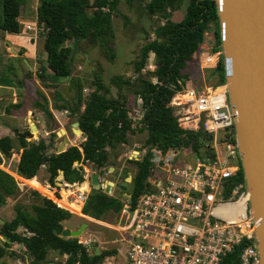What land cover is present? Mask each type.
<instances>
[{
  "label": "trees",
  "instance_id": "trees-1",
  "mask_svg": "<svg viewBox=\"0 0 264 264\" xmlns=\"http://www.w3.org/2000/svg\"><path fill=\"white\" fill-rule=\"evenodd\" d=\"M0 1L2 8L0 30L19 34L20 24L17 19L20 16L23 0ZM182 2L183 0H153L146 11L148 15L155 16L158 13H166L168 10H178ZM117 3L118 0H39L36 21L46 30L44 38L46 69L51 72L52 81L71 77L68 63L70 50L65 46L69 40L92 39L103 51L108 52V54L105 53L110 59H113L111 44L114 29L111 18ZM87 10H92L90 15ZM211 23L215 38L213 52L217 53L220 51V37L217 9L213 0H187L181 21L174 22L167 19L154 29L153 39L139 49L138 58L134 64V73L140 75L148 54L151 53L154 56L155 68L151 76L155 81L140 78L133 90L141 100V117L136 121L129 114L123 93L124 88H131L134 83L122 76L111 78V85L116 89V95L111 96V87L102 82L97 75L82 111L81 88L77 91L72 109L66 104L54 105V109L64 111L68 116L76 118L78 129L85 134L86 138L77 147L71 146L59 154H47L52 145L53 133H50L47 139L38 138L29 142L25 141L24 134H20V144L24 151L17 165L19 175L25 179H31L37 174L39 167L45 165L49 173L47 180L49 185H55V178L59 172L62 173L64 182L80 183L82 171L74 167V163L89 161L99 169L107 161V150H115L118 145L127 143V135L136 132L146 131L144 140L146 147L155 146L166 151L191 144L192 149L198 151L200 133L181 130L168 104L173 94L181 88L179 84V82L182 83L181 70L198 51L203 35L208 31ZM211 75L217 79V83L220 82L216 86L224 84L222 56L213 65ZM44 78L43 74L39 76L40 80ZM70 80L77 82V79ZM33 104L49 121L52 120L45 97L42 96L41 102L35 101ZM10 149V139L1 138L0 152L9 156ZM134 163L136 173L131 182V203H134L144 191L150 166L149 155H143L140 161ZM242 177L240 171V178ZM30 181L29 183H34L36 188L43 189L35 179ZM11 189H14L12 177L0 170V207L4 205L5 196L11 192ZM32 194L40 197L36 192ZM40 198L41 204L32 207L33 214L16 206L13 219L0 225V235L5 236L11 243L22 245L30 257L28 264L51 263L47 261L49 251L66 255L65 264H72L74 261H79L81 264H94L104 256L115 253L114 250L103 251L99 255L89 256L76 238L60 237L63 230L62 222L68 220L70 214L49 199ZM58 204L68 207L64 205L63 200H59ZM121 207L122 204L118 198L92 190L86 198L81 213L99 220L108 212L118 215ZM19 228L23 230V234L17 232ZM7 254L14 255L9 251V244L4 242L0 245V259Z\"/></svg>",
  "mask_w": 264,
  "mask_h": 264
},
{
  "label": "built area",
  "instance_id": "built-area-1",
  "mask_svg": "<svg viewBox=\"0 0 264 264\" xmlns=\"http://www.w3.org/2000/svg\"><path fill=\"white\" fill-rule=\"evenodd\" d=\"M215 54L203 59L206 65L217 62L220 53ZM168 107L181 130L200 133L199 149L191 144L149 149L148 187L134 203L124 201L114 225L125 235L120 239L126 247L123 260L116 262L112 254L94 264H260L225 85L201 91L185 84ZM184 150L196 154L198 162L185 164ZM82 168L88 181L89 172ZM65 188L82 209L88 187ZM78 243L87 252L94 241Z\"/></svg>",
  "mask_w": 264,
  "mask_h": 264
},
{
  "label": "rangeland",
  "instance_id": "rangeland-1",
  "mask_svg": "<svg viewBox=\"0 0 264 264\" xmlns=\"http://www.w3.org/2000/svg\"><path fill=\"white\" fill-rule=\"evenodd\" d=\"M151 2H153V0H118L115 13L111 18L114 29V38L111 44V49L114 53L112 57L113 59H110L108 55H106L108 52L106 50L103 51L102 48L92 39H74L65 43V46L70 50L68 63L70 65L71 77L67 79H58L54 84H52V87L54 88L47 91L48 96L52 99V102H54L53 104H66L72 109L78 89L81 88L83 99H87L90 91L93 89L92 84L97 75L100 76V80L102 82L111 87V96H115L116 89L111 85L110 80L113 76H122L130 79V81L134 83V86L129 90H126V88L123 89V93L126 96V106L128 107L127 109L129 114L135 121L141 116V102L137 97V94H133L131 91L135 90V84H137L140 78L155 81V79L151 76V72L154 70L155 66L153 64L154 56L150 53L148 54L145 66L140 75L135 74L134 64L138 58V51L143 45L153 39L154 29L164 23L167 19L174 22L181 21L187 5V0H183L178 10H168L166 13H158L155 16H150L148 15L146 9ZM38 3L39 0H23L19 16L21 37L13 39L14 42L17 43V46L21 44L24 49L27 46L30 47L31 44L34 43V49H37V54H39V56L36 59V63L32 65L28 64L25 66L21 60H19L20 58L16 60L11 59L10 61L12 62L8 61L5 62V64L0 65V68H2L0 76L5 78L4 80H0V84L2 85L0 87V92L1 89H6V87L3 86L4 84L12 86L16 82L18 86L20 84L22 87L21 84L23 82H28L29 85H31L30 82H33V80H40L39 76L42 74L46 77V74L42 72V69H45L44 66L46 65V54L44 51V38L46 30L44 26L38 25L36 21V8ZM91 11L92 10H87V13L90 15ZM1 20L2 8L0 1V21ZM26 26L29 28L26 29ZM6 33L7 32L0 30V49H3L2 47L4 46L7 47V45L2 42L3 36L8 34ZM27 38H29V40H27ZM214 48L215 38L213 34V25L211 23L208 31L203 35V41L198 46V51L192 55V59L188 61L185 68L181 70V76L183 78L182 81H187V88L196 87L198 90L202 91L205 90V88L220 84V82L217 83V79L211 75L213 66L206 65L203 60L208 56H212L213 59L216 57L215 52H213ZM7 49L9 48L7 47ZM219 53L220 51L218 54ZM1 56L2 55L0 54V57ZM217 57L219 59L220 54L217 55ZM14 61L15 64H12ZM9 69L12 70L11 72L17 71V73H14L12 77L14 79H12V84H10L11 77L9 76ZM70 79H77V82L74 83ZM20 86L18 88L19 91H23ZM23 97H25V101L28 102L29 105L33 104L34 101L39 100L40 93L35 87L30 86L27 91L23 92ZM0 100V113L2 112L7 114L10 112L9 107L11 104L5 102L4 99ZM20 102L23 103L24 101L20 99L18 104H20ZM18 104L17 106H19ZM36 110L42 113L39 108ZM42 116L45 122L44 125H48V118L44 115V113H42ZM65 116L68 117L69 120L70 118H74L76 120L75 117L68 116L66 113ZM71 123H73V121L68 122V127H71ZM58 128H61V126H56L55 130ZM33 133L36 132L33 131ZM72 133L76 136V140H74L73 144L78 145L82 141L80 135L77 132L74 133L72 131ZM145 136L146 131L128 135L127 143L118 145L115 150H107L108 159L101 168L96 169L91 167V170L98 174L102 179H105V181H111L115 184L116 187L113 190V196L119 198L120 200H123L124 196L123 194H120L121 191L118 186H125L127 194L131 191V182L136 173V165L134 162L138 161L147 149V147L143 145V139ZM47 138L48 134L46 136V139ZM69 143H72V140H70ZM54 151H56V146L51 149V152ZM181 157L186 160L185 164L188 163L187 161L195 163L198 162V156L196 154H190L188 150H184ZM127 177H130L131 181H126L125 179ZM242 182L245 184L244 178H242ZM18 183L20 184L21 182ZM26 184L27 185L22 186L19 189L14 182V189H11V192L5 196V203L0 212V218L4 221L9 222L13 219L15 216L16 206H19L24 211L33 214L32 207L34 205L41 204L40 197L43 196L40 194H38L40 197L33 195L32 193L36 191L29 187L30 184L31 187L38 189L36 188V185L34 183ZM42 188L43 189L38 190H40L46 197H53L51 191H48L43 186ZM64 197L65 195L62 194L60 201L63 200L65 203L64 205H67L69 202L65 201ZM74 204L75 203H71V205ZM70 212L75 214L72 211ZM72 216L73 217L69 223H62L63 228L78 230L83 225V230L81 234L76 237V239L78 241H85L87 239L94 240L95 243H97L99 252L102 248L104 249L103 251L118 248V239L125 236L124 234H120V232H115L111 229L112 225L117 222L116 219L118 216L112 212H108L103 215L99 220L92 219L90 217L78 218L77 216L81 217L80 214ZM17 232L19 234L23 233L22 229H18ZM2 242L3 241L0 240V243ZM9 251H11L14 255L7 254L2 260H0V264L29 263L30 257L26 254L23 247H19V244L16 245L12 243ZM87 253L88 255L95 253L94 243H91L88 246ZM114 256L116 262L122 261V256ZM47 261L54 264H63L65 262V258L55 252L49 251L47 254Z\"/></svg>",
  "mask_w": 264,
  "mask_h": 264
},
{
  "label": "water",
  "instance_id": "water-1",
  "mask_svg": "<svg viewBox=\"0 0 264 264\" xmlns=\"http://www.w3.org/2000/svg\"><path fill=\"white\" fill-rule=\"evenodd\" d=\"M213 1L217 9L224 85L234 114L236 151L248 192L254 240L260 264H264V0ZM51 125L50 121L48 134L51 133ZM74 127L78 124L75 123ZM31 129L34 131L36 127L32 125ZM73 130L85 140V134L77 128ZM59 132L56 134L59 135ZM30 134L27 133L31 137ZM65 143L63 139L57 148L58 154L64 152ZM151 147H147L144 155ZM127 181H130L129 177ZM90 184L96 191L101 189L98 174L91 175ZM108 184L114 186L112 182ZM119 189L120 194L131 198L125 186H119ZM0 223L3 224V221ZM83 227L78 230L63 229L60 237L76 238ZM94 246L98 255L97 244Z\"/></svg>",
  "mask_w": 264,
  "mask_h": 264
},
{
  "label": "crops",
  "instance_id": "crops-1",
  "mask_svg": "<svg viewBox=\"0 0 264 264\" xmlns=\"http://www.w3.org/2000/svg\"><path fill=\"white\" fill-rule=\"evenodd\" d=\"M17 20H18V22H20L19 18ZM30 30H32V29H30ZM18 37H21L20 33L19 34H10V33H8L7 35L3 36L2 42L5 43V45H7V47L9 49H7L6 46L2 47L3 49H0V54L2 55L0 57V65L5 64V62L10 61L11 59L16 60V59H19V58H20L19 60H21V62L25 66H27L28 64L32 65V64L36 63V59L38 58L39 54H37V49H34V43H32L30 47L27 46L24 49L21 44H19L17 46V43L14 42V39L18 38ZM27 40H29V38H27ZM0 44H1V40H0ZM40 55H42V54H40ZM41 58H42V56H41ZM10 62H12V61H10ZM12 64H15V61ZM44 68L45 69H44L43 72H44V74H46V77L44 76L45 77L44 79H41V80H36L35 79V81L33 80V82H30L31 85H29L28 82H23L21 84L22 87L19 84L20 88L23 89V91H19V89H18L19 86L16 84V82L12 86H7V84H4L3 86L6 87V89H1L0 99H4L5 102H8L11 105L9 107V111L10 112H8L7 114H4L2 112L0 113V139L4 138V137H8L10 139V141H11V149H10V155L9 156H5V155H3L0 152V170L3 173H5L6 175L12 177L13 181L16 183V185H17V187L19 189L22 186L27 185L26 183L31 182L30 181L31 179H35L38 182V184L42 185L43 187H45L46 189L51 191L55 199H60L61 198V193L64 192L65 201H67L69 203H73L72 200H71L72 198L67 196L68 192H67V188H65V187H67L69 185H72V184H78V183L69 184V183L64 182L63 181V176L60 177V172H59L58 176L55 178V182L56 183H55L54 186L49 185L48 182H47L48 177H49V173L47 171V166H45V165H41L39 167L38 171H37V174L34 177H32L31 179H25L22 176H20L19 173L17 172L18 161H19V158H20L21 154L24 151V148L20 144L19 135L20 134H24V138H25L26 142H29L31 140H36V139H38V137H40L42 139H46V136L48 134L47 133V128L49 127V122H50V121H48L47 122L48 125H46V124L44 125L45 122H44V118L42 116L43 112L41 110L40 111L42 113L38 112L36 110L38 108L34 104H29L28 105V102L25 101V97H23V92L27 91L30 86L31 87H35L40 93L39 100H36V101L41 102V97L42 96L46 98V100H47V109H48L49 113L52 115L51 133L54 134V138H53L52 145H51L50 149L47 151V154H53V153L56 154L57 153V148L62 143L63 139L66 140V143L64 145V151L67 148L71 147V146H76L77 147V146H79V144L82 141H84L83 139H81L82 141L78 145L77 144H73L74 140H76L75 139L76 136L72 133V131L74 132V130H73L74 128L78 129V127H74V124L77 123V120H75L74 118H70V120H69V118L65 116V112L64 111H58V110L54 109V105H56V104H53L54 102H52V99L48 96L47 91H49L51 88H54V87H52V84H54L57 80L56 81H52V79L50 77L51 76V72L46 69V65L44 66ZM9 71H10V73H9L10 75L9 76L11 77L10 84H12L13 83V81H12L13 78L12 77H13L14 73H17V71L16 72H11L12 71L11 69H9ZM1 72H2V68H0V73ZM1 79L4 80L5 78L3 76H0V80ZM1 86L2 85L0 84V87ZM16 86H18V87H16ZM126 90H129V87H126ZM20 99L22 101H24V102L23 103L20 102V104H18ZM0 102H1V100H0ZM85 103H86V99H83V96H82V108H81V111H82L83 106H84ZM17 104L19 106H17ZM57 104H59V103H57ZM69 121L70 122L73 121V123H71V125H70L71 127H68V122ZM32 125H34L36 127V131H37L36 133H33V130L31 129ZM56 126H61V128H58L57 130H55ZM61 130L63 131L62 133L59 132ZM28 132L31 133L30 134V135H32L31 137L27 135ZM57 132H59L60 136L56 134ZM128 135H132V134H128ZM128 135H127V141H128ZM72 136H73V138H72ZM14 139H15V142H14ZM144 139H145V137H144ZM70 140H72V143H69ZM55 146H56V151L51 152V149L53 147H55ZM143 155H142V157H143ZM141 158L138 159V161H140ZM107 159H108V155H107ZM73 166L76 167V168H80L81 171L83 169L82 167L84 166V168L89 172L90 177H91V175L93 173H95V172H93L91 170V167H94V168H96V167H95V165L93 163H91L89 161H84V162H81V163H74ZM82 173H83V171H82ZM90 177H89L88 181L87 180L83 181V177H82V181L80 183H82V186H84L85 188L88 187L87 189L91 192L94 189H93V187L90 184ZM127 178L125 179L126 181H127ZM148 178H149V168H148V176H147L146 182H145V184H147V185H148V183H147ZM98 180H99V183L101 185V189L99 190L100 192H102V193H104V194H106V195H108L110 197L117 198V197L113 196V190L116 187L113 182L112 183L114 184V186L109 185L108 182H111V181H105V179H102L99 175H98ZM130 181H131V178H130ZM18 182H21V183L19 184ZM89 185H90V187H89ZM120 186H123V185H120ZM29 187L32 190H35L37 194H40L44 198L49 199L57 207L65 210L66 212H68L70 214V218L68 220H64L63 221L64 223H66V224L69 223V221L73 217L72 215L76 216V214H72L69 211V209H67L66 207H62V206L57 205L56 201L46 197L40 190L31 187L30 184H29ZM147 187L144 186V191L147 189ZM118 188H119V186H118ZM125 200H129L130 201V199H127L126 197H124L123 200H120L121 204H123ZM2 207H3V205L0 207V212L2 210L1 209ZM78 214L82 215V217L77 216L78 218L87 217V216H85V215H83L81 213V208L80 207H79ZM87 219H89V218H87ZM0 221H3V223L7 222V221H4L1 218H0ZM116 221H117V219H116ZM1 224L2 223H0V225ZM114 225H112L111 229L113 231H115V232H119L117 227H114ZM62 227H63V225H62ZM19 229H21V228H19ZM63 229H66V228H63ZM21 234H23V233H21ZM0 240L3 241L2 243L7 242L9 244V250H10L12 243L3 235H0ZM118 240H119L118 241L119 247L112 249V250L115 251V253H112V254L113 255H117L119 257L122 256V260H123V256L125 254L126 247H125V245H123L120 242V239H118ZM79 241H81V240H79ZM2 243H0V245ZM13 244H16V243H13ZM94 244H95V241H94ZM19 247L22 248V245L19 244ZM97 250H98V246H97ZM103 250L104 249L102 248L100 253L103 252ZM112 250H109V251H112ZM95 252H96V247H95ZM112 254H109V255H112ZM93 255H96V253H94V254L92 253L91 254V256H93ZM60 256L65 258V261H66V258H67L66 255H60ZM4 257H2L0 260H2ZM63 264H65V262Z\"/></svg>",
  "mask_w": 264,
  "mask_h": 264
},
{
  "label": "bare ground",
  "instance_id": "bare-ground-1",
  "mask_svg": "<svg viewBox=\"0 0 264 264\" xmlns=\"http://www.w3.org/2000/svg\"><path fill=\"white\" fill-rule=\"evenodd\" d=\"M34 131L36 132V130H34ZM110 187H111V186H110ZM108 190H109V189H108ZM63 194H64V193H63ZM64 195H65V194H64ZM48 198L53 199L54 201H56L57 205H59V204H58V201H59L60 199H55L54 196H53V197H48ZM67 205H68L67 209H69L70 211H72V212L75 213V214H78V211H79V205H78V204L71 205V203H68ZM59 206H60V205H59Z\"/></svg>",
  "mask_w": 264,
  "mask_h": 264
},
{
  "label": "flooded vegetation",
  "instance_id": "flooded-vegetation-1",
  "mask_svg": "<svg viewBox=\"0 0 264 264\" xmlns=\"http://www.w3.org/2000/svg\"><path fill=\"white\" fill-rule=\"evenodd\" d=\"M182 79H183V78H182ZM182 79H181V81H182ZM153 82H154V81H153ZM186 82H187V81H185V82L182 81V83H183L184 85L186 84ZM182 83L179 82V84H181V86H182ZM129 89H130V88H129ZM131 92H133V90H132ZM133 94H134V92H133ZM125 97H126V96H125ZM137 97H138V96H137ZM140 102H141V100H140ZM62 105H65V104H62ZM126 107H127V106H126ZM127 108H128V107H127ZM140 117H141V116H140ZM140 117H139V118H140ZM36 132H37V131H36ZM146 135H147V133H146ZM145 138H146V136H145ZM36 140H37V139H36ZM144 140H145V139H143V141H144ZM143 143H144V142H143ZM143 145H144V144H143Z\"/></svg>",
  "mask_w": 264,
  "mask_h": 264
}]
</instances>
